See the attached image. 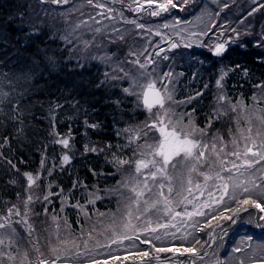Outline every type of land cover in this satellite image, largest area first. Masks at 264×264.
<instances>
[{"label": "trees", "instance_id": "1", "mask_svg": "<svg viewBox=\"0 0 264 264\" xmlns=\"http://www.w3.org/2000/svg\"><path fill=\"white\" fill-rule=\"evenodd\" d=\"M127 2L112 3V8L116 12L122 10L123 18L127 20L129 15H138L137 21L139 18H148L149 22L158 26L176 19L186 22L202 11L216 17L209 36L217 38L205 39L204 46L199 49L181 46L173 51H164L160 58L163 62V57L171 54L170 61H174L172 66L180 74L175 91L176 100H185L197 91L203 93L186 106L188 111L195 107L194 119L198 127L203 128L213 115L211 90L219 64L229 70L225 88L226 96L232 103L242 99L243 103L248 104L250 95L257 89L256 85H264V40L259 34L264 26V15L250 14L255 6L252 0H237L236 3L232 0H189L183 10L179 7L170 8L156 17L150 16L147 11L129 10ZM174 2L178 3L179 0ZM47 9L50 12V7ZM42 13H30L29 0H0V213H6L12 205L23 212L22 207L28 195L32 193L33 197H39L29 205L32 210L29 219L35 227L34 235L39 238L42 250L48 253L53 215L62 218L59 221L62 225L61 236L67 235L64 226L66 219L70 231L76 236L81 234V230L87 233L88 224L91 223L92 228L97 229L93 233L97 240L107 238L106 229H100L97 219L117 209V199L111 192L119 185L121 177L120 169L113 163V154L124 158L133 155V145L121 150V146L127 144V134L123 129L145 122L147 113L137 106L135 98L123 92L127 85L124 81L109 80L101 84L105 80V71L109 69L102 61L81 58L74 50L73 41L70 43L68 39L62 38L64 34L58 30L62 27L53 30L50 24L49 27L44 22L49 13ZM245 17L250 22L242 24L240 20ZM122 25L127 24L122 20ZM235 25L238 29H234ZM164 30L162 28L160 31ZM121 32L125 43L133 39L131 51L139 43L150 46L159 40L156 35L150 36V40L133 31ZM221 41L226 42V51L216 60L207 47ZM114 50L121 57L125 52L120 46L117 49L114 47ZM244 69H247V73ZM110 74L113 75L112 70ZM205 85L207 89L203 91ZM227 114L213 120L209 132H218L226 138V133L237 127V118ZM242 122L239 120L241 127ZM256 122L252 121L253 124ZM93 124L97 126L89 127ZM66 135L72 138L74 152L71 161L63 165L62 150L56 141L58 137ZM85 146L96 148L97 151H86ZM26 174L39 176L31 193ZM46 191L47 195H51L45 205L43 197ZM95 197H99V200ZM90 199L97 201L89 203ZM77 204L82 205L84 210L72 206ZM45 208L48 209L47 215L44 214ZM249 212L254 213L253 209ZM249 212L243 213L230 229L224 231L223 239H218L206 251V255L203 253V259L195 258V264H240L241 261L249 264L248 257L252 249L264 242V227L255 225ZM247 218L250 221H245ZM231 222L213 221L211 228L196 232L195 235L203 244V248L196 245L197 249L202 251L209 245V233L213 228L218 231ZM260 224L264 225V221ZM14 226L21 236H26L20 225ZM248 236L252 237L251 243L244 239ZM191 242L189 239L183 243L187 246ZM181 244L176 243V247ZM137 245L135 249L129 250L126 245L127 251L121 246L117 248V245L102 248L109 253L96 259L127 255L128 252L147 248V245H139L138 242ZM237 247L241 251L234 252L233 249ZM25 248L35 260L36 254L31 246L25 243ZM172 254L152 253L165 259L161 261L162 264H191L192 257L189 254L176 253L170 258ZM87 259H91L90 256H85L84 260ZM255 259L259 262L262 257L257 256ZM135 260L129 257L127 260L110 261V264H131ZM5 264L8 262L5 261ZM16 264H19V258Z\"/></svg>", "mask_w": 264, "mask_h": 264}, {"label": "snow or ice", "instance_id": "2", "mask_svg": "<svg viewBox=\"0 0 264 264\" xmlns=\"http://www.w3.org/2000/svg\"><path fill=\"white\" fill-rule=\"evenodd\" d=\"M51 2L53 4H68L70 0H51ZM111 2L123 3L124 0H111ZM145 2L148 5L147 9L140 0H132V3L137 7L133 9L129 4L128 9L136 12L147 11L150 16L156 17L161 13L168 12L170 8L179 7L183 10V6L187 5L189 0H179L178 3L174 0H145ZM87 3L103 10L98 15L103 16L104 12H107L109 14L107 19L115 18L112 13L116 10L107 7L103 0H87ZM153 5L155 7H152ZM118 14L123 16L122 12ZM204 16H209V14H202V23ZM96 22L99 23V21ZM125 22L135 24L138 29L146 27L134 20H125ZM180 23L181 21L176 19L173 25L164 23L162 27L174 28ZM211 27L214 25L205 24V29ZM95 31L99 32L100 29L97 28ZM114 31L120 33L119 39L124 38L120 29H114ZM147 31L153 32L151 28H148ZM153 34L161 35L158 30ZM191 35H207V31L204 29L200 32L193 31ZM116 38L112 37V39ZM69 42L71 43V40ZM177 46L175 43L170 45L171 48ZM184 46L190 47L191 44ZM146 50L144 49V51ZM210 51L217 57L222 56L226 51V42L216 43L210 47ZM128 55L137 56V53L130 51ZM156 55L159 56V51ZM97 59L110 61L111 56L97 57ZM163 59H168V57L165 56ZM122 63L133 64L141 71L135 74L125 71L123 67L119 66ZM154 63L156 61L151 57L144 62H141L139 58L127 61L118 60L117 67L113 70L122 72L123 76L110 75L105 71V80L101 81V84H104L109 80L128 79L129 85L123 88V92L128 96H135L137 101L142 97L144 108L149 113V120L142 126L123 129V132L127 134V144L122 145L121 150L135 145L133 149L135 159L113 154L115 165L118 167H123L126 164L132 165L134 174L122 182H118L120 187L117 191L125 189L129 195L126 197L124 205L125 211L119 219L113 217L106 228L111 232V236L107 238L108 242L101 243L93 236V233L97 232L95 227L87 233L81 230V234L76 236L70 231V225L66 219H64V226L67 235L61 236L59 221L62 218L53 215L51 216L53 231L49 234L48 253H46L42 250L39 238L34 235L35 227L29 219L32 214L29 205L39 197L28 195L24 201L23 212L16 205H12L7 208L6 213H0V264H5V261L8 264H16L18 258L19 264H80L81 261L83 264H110V261L127 260L129 257L135 258L140 264H153L154 261H160L158 255H152L153 252L157 254L167 252L180 255L189 254L192 257L191 264H195V258L203 259L196 247V245H201L203 248V244L195 233L201 232L205 228H211L213 221L231 220L235 224L236 220H233V217L239 218V213L249 212V208H251L255 210V214L249 212V216L255 220L258 227H264L260 224L261 221H264V130H262L264 128V109L254 110L255 119L261 126L257 127L255 132L251 118L246 116L244 118L247 121V127H241L239 118H237L236 132L233 133L230 129L228 140H225L218 132L209 136L207 129L211 128L213 120H218L227 114V109L221 107L226 101L232 112H237L238 107L242 113L245 111L242 101L232 103L223 91V80L227 72H223L216 80V86L221 90L216 96L217 107L213 115L209 117L206 126L200 128L194 119L195 107L190 111L177 113L172 105L189 104L203 93L197 91L195 95L189 96L185 100H176L174 74L171 71L161 73L159 83L163 87H157V79L153 76L156 69L148 71V68ZM244 71L247 73V69ZM145 76L148 79L141 83V79ZM169 85L172 86L169 87ZM256 87L261 89V98L264 99V85L258 84ZM136 89L140 90L136 91ZM253 99L256 100L257 97L254 96ZM117 103L119 104V101ZM137 106L139 105L137 104ZM153 108L157 109L155 113H153ZM185 116L187 117L186 123L184 122ZM96 126L89 125L93 128ZM153 131L158 133V138L149 139L150 133ZM141 139L144 142L137 143ZM58 142L62 143L64 147H68L67 139ZM85 150L97 151L96 148L89 149L88 146H85ZM99 151H104V149H99ZM63 160L68 162L69 157L65 155ZM26 176L30 189L35 183V179L39 177L34 178L29 174ZM120 194L123 195L122 192ZM49 195H45L43 199L47 201ZM95 199H99V197H95ZM89 203H94V200L90 199ZM72 206L79 207L81 211L84 210L82 205ZM226 213H231V215H226ZM44 214H48L47 208L44 209ZM100 215L104 214L100 213ZM14 225H20L26 236H21ZM188 229H192V231ZM223 235V229L217 232L213 228L209 233L212 243L223 239ZM189 237L192 242L185 246L183 242H187ZM177 239L182 241L179 247L171 243ZM244 239L251 241L252 237L248 236ZM90 241L93 242L91 247L89 246ZM125 241L131 242L133 247H138V242L139 245H147V248L128 252L127 255H110L104 259L95 258L94 254L98 249L111 248L112 245H117L119 248L124 245ZM25 243L30 245L35 252V260L30 257ZM233 251L239 252L241 248H234ZM89 254H92V258L84 260V257ZM206 254L205 252L204 255ZM257 256L262 257L259 262L255 259ZM248 261L249 264H264V242H261L260 247L252 249ZM240 264H244V262L241 261Z\"/></svg>", "mask_w": 264, "mask_h": 264}, {"label": "rangeland", "instance_id": "3", "mask_svg": "<svg viewBox=\"0 0 264 264\" xmlns=\"http://www.w3.org/2000/svg\"><path fill=\"white\" fill-rule=\"evenodd\" d=\"M127 1L128 2L126 3V5L131 4L133 9H135L137 7V6H135V4L132 3V0H127ZM232 1H234L236 3L237 0H232ZM103 2L106 3L107 7L112 8L111 0H103ZM140 2L144 4L145 8H148V5L145 2V0H140ZM252 3H254L255 6L251 10L250 14L255 15L256 13H260V15H264V0H252ZM44 7H47V8L50 7V12H49V9L44 8ZM152 7H155V5H153ZM41 11L43 12L42 14H44V15L49 13V15L45 18L44 22L48 26L50 24V26L53 28V30L54 29L56 30L58 28V26L62 27V29H58V30L60 32H62L66 37H68V40L73 41L72 45L74 47V50H76L80 54L81 58H91L90 60H95V61H99V62L102 61L103 65H105L109 69L108 70L109 74H110V71L112 70L113 75L123 76L122 72H119L118 70H116V71L113 70L114 68L117 67V61L118 60L119 61H127V60H134V59L139 58L141 62H144V61H146V59L151 57V59L156 61V63L152 64L148 68V71L151 72L152 69H156V71L153 73V76L157 79V87H161V88L163 87V85L159 83V79H160V74L163 72L171 71L174 74V79L176 82V88H177L178 80L180 79L179 72H177L172 66L174 61L173 60L170 61L171 54H167L166 56L168 57V59H165V61L161 62L160 58H161L162 52L173 51V50H176L177 48H179L181 46L185 47L184 46L185 44H191L190 47H186V48H191L192 46H194L195 48L199 49V48H202V46H204L203 41L205 39L214 40L215 38H217L214 36H209V32L214 27L205 29V24L214 25L216 23V17L213 15L204 16L203 17V23L201 22L202 14L208 13L205 11H202L199 15H195L192 19L190 18V20H188L186 22L181 21V23L179 25H176L174 28L173 27L164 28L165 29L164 32L160 31L163 28L162 26H158L157 24H153V23L149 22L150 19H148V18H145V19L139 18L137 21L136 18L138 15H129L128 20H134L138 24H144L146 26L145 29H138L135 26V24L126 23L125 20H127V19L123 18V16L121 17L118 14V13L122 12V10L120 12H116V11L113 12L112 15L115 18L109 20L106 18L109 15L107 12H104L103 16L98 15V13L103 11V10L98 9V8L93 7L92 5L88 4L87 0H70V2L68 4H53L51 2V0H44V2H42L40 0H29V12L30 13L31 12H41ZM134 12H136V11H134ZM32 15H37V14L33 13ZM234 16L236 17L237 15H234ZM92 17H95V19H92ZM122 20L127 25L123 26ZM96 21H99V23H97ZM240 21L242 24L250 22V20L247 17H245V19L240 20ZM165 23H168L169 25H173L175 23V21L170 20V21H167ZM263 23H264V16H263ZM43 24L44 23L42 22L41 25H43ZM77 25H79V27H77ZM97 28L100 29L99 32L95 31V29H97ZM148 28H151L153 30V32L147 31ZM114 29H120L121 31L123 30V33H131L133 31V33L135 32L138 36H140L142 38H145V37L150 38V36L155 35L153 33L156 30L160 31L161 35H156V36H158L159 40L157 41V43L151 44L150 46L146 43H139L137 45V47H135V49L132 51V52H136L137 56H129L128 53L133 48V46H132L133 39H131L128 43H125L124 38L123 39H117V40L112 39V37L118 38L120 35V33L115 34L116 32L114 31ZM202 29L207 31V35H198V36H192L191 35V32H193V31L200 32ZM234 29H238V27L235 25ZM259 34L261 35L262 39L264 40V26L260 29ZM64 35L62 38H65ZM151 39L152 38H150V40ZM86 42H87V44H86ZM172 43H175L178 46L175 48H171L170 45ZM214 45L215 44H213L211 46L209 44L207 48L210 50V47H213ZM119 46H120V48H122L125 51L122 57L117 54L116 50H114V47H116V49H117V47H119ZM148 46H149L148 51L147 52L144 51V49H147ZM160 49H163V51H160ZM158 51H159V56L156 55V53ZM141 52L143 54H140ZM174 52H172V53H174ZM106 56H111V60L105 61V60L97 59V57H106ZM214 58L216 60L218 59V57L215 55H214ZM119 66L123 67L125 71H130L133 74L141 71L137 66H134L133 64H130V63H122ZM110 68H111V70H110ZM223 72H227V75L225 76V78L223 80V85H224L223 91L226 94L227 88H225V80L229 74V70L227 68H225L224 66H222L221 64H219L218 69H217L216 80L218 79V77ZM147 79H148L147 76L143 77L141 79V83L145 82ZM216 80H215L213 87H212V90H211V94H212V98H213V102H212V110L213 111L217 107L216 96L221 91L216 86ZM115 81H119V80H115ZM122 81H124L127 84L126 87L129 85L128 79H122ZM171 86L172 85H169V87H171ZM206 89H207V87L203 88V91H206ZM139 90L140 89H136V91H139ZM261 95H262L261 89L257 88L253 92V94L250 95L249 102H247L248 104L243 103L244 109H245V111L243 113L240 111L239 107L237 108V112H232L231 108L228 106L227 101L223 105H221V107L227 109V112L230 113L232 116H234V118H239V120L243 121L242 127L246 128L247 127V121L244 117L247 116V117L251 118L252 121L253 120L256 121V119H255L256 113L254 112V110L264 109V99L261 98ZM254 96L257 97L256 100L253 99ZM132 97L135 98L137 101V98L135 96H132ZM178 100H183V99H178ZM238 101H243V100L237 99L236 102H234V103H237ZM138 105H139L140 109L144 110L147 113L146 120L145 119L144 120H145V122L148 121L149 120V113L144 108L142 97L138 101ZM186 105L187 104H185V105H172V107L176 109L177 113H180V112H186L185 111ZM156 110H157L156 108H153V113H155ZM145 122H142L138 125L142 126ZM184 122L185 123L187 122L186 116L184 118ZM138 125H136V126H138ZM252 126H253L254 132H255V129L257 127H261L259 124V121H258V123L256 122V124L252 123ZM236 128H234L233 130L231 129V131L233 133H235ZM209 130H210V128H208L207 131H208L209 136H211L213 133L209 132ZM262 130H264V128H262ZM152 137L158 138V133L155 131L151 132L149 139H151ZM226 138L224 137L225 140L229 139V131L226 133ZM64 139H67L69 142L67 148L64 147V145L62 143L58 142V141H62ZM56 142L58 143V145H60L61 150H62V164L66 165L67 163H69L71 161V158H72L73 152H74V147L72 144V138L70 137V135L69 136L68 135L61 136V137L57 138ZM143 142H144L143 139H141L140 141H137V143H143ZM133 146H135V145H133ZM65 155H67L69 157L68 162H65L63 160V157ZM130 158L135 159V157L133 155ZM232 159H234V158H232ZM118 168L120 169V177H121L120 182H122L123 180L128 178L130 175L134 174V166H132V165L126 164L123 167H118ZM225 175H227V173H225ZM36 177H39V176L36 175L34 178H36ZM37 180L38 179H35V183ZM35 183L33 184L32 188L29 189L30 193L33 190V188L35 187ZM119 187H120V185H117L111 192L112 196H114L117 199V209L115 210V212L111 213L109 215H106V216L102 217L101 219H99V218L97 219L98 225H99L101 230L103 227L105 229L107 228V226L111 223V220L113 217H116L117 219H119L121 214L125 211L124 205L126 203V197L129 195V193L125 189H121L120 192H118L117 189ZM121 192L123 193V195L120 194ZM47 193L48 192L46 191V195H47ZM97 200H99V199H97ZM97 200H95V201H97ZM44 202L46 205V201H44ZM22 208L24 210V204H23ZM245 221H250V219L247 218V219H245ZM61 227H62V225H61ZM88 228L89 229H87V230L92 229L91 223L88 224ZM188 230L191 231L192 229H188ZM106 231L108 233L107 234L108 235L107 238H108L111 236V232L108 230H106ZM107 238L105 240L102 239L99 241H101V243L106 244L108 242ZM189 239H191V237H189ZM178 242L182 243V241L179 239H177L171 243L174 246H176V243H178ZM248 242L251 243V241H248ZM92 243H93L92 241L89 242L90 247H91ZM126 245L128 246V250L136 248V247H133L131 245V242H129V241H125L124 245H121V248L122 249L127 248ZM114 246H116V245H112L111 247H114ZM102 248H106V247H102ZM102 248H100V249H102ZM100 249H98L96 251V253L94 254L95 258L101 256L102 254H103L102 256H104L105 253H109L107 250L103 251V249H102L100 251ZM81 250L83 251V248ZM250 250H251V246H250ZM86 256H90V258H92V254H89Z\"/></svg>", "mask_w": 264, "mask_h": 264}, {"label": "water", "instance_id": "4", "mask_svg": "<svg viewBox=\"0 0 264 264\" xmlns=\"http://www.w3.org/2000/svg\"><path fill=\"white\" fill-rule=\"evenodd\" d=\"M40 1H42V0H40ZM249 209H250V208H249ZM253 210H254V209H253ZM254 212H255V210H254ZM243 213H244V212L239 213V214H238V217H239L241 214H243ZM233 220H236V222H237L238 218L235 216ZM254 222H255V220H254ZM233 225H234V224L231 222L229 225H227V226H225V227H223V228H221V229H223L224 231H226V230L230 229ZM255 225H256V222H255ZM221 229H219L217 232H220ZM216 241H217V240H216ZM214 244H215V243H212V241H211L210 244H209V245H211V247H209V245H208L204 250L200 251V254L202 255V254L205 253L206 251L210 250ZM188 256H190V255H188ZM171 257H174V255H171L170 258H171ZM164 260H165V259H160V261H164ZM160 261H159V262H160ZM154 262H157V261H154ZM131 264H140V262H139L138 260H136V261H133Z\"/></svg>", "mask_w": 264, "mask_h": 264}]
</instances>
